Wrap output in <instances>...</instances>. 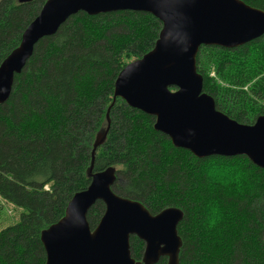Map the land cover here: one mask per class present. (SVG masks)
Listing matches in <instances>:
<instances>
[{
  "label": "trees",
  "instance_id": "obj_1",
  "mask_svg": "<svg viewBox=\"0 0 264 264\" xmlns=\"http://www.w3.org/2000/svg\"><path fill=\"white\" fill-rule=\"evenodd\" d=\"M243 1L264 11V0ZM44 2L0 0V63ZM160 29L147 12L80 11L35 44L0 104V197L21 209L19 220L0 230V264H45L40 232L89 184L114 80L153 47ZM196 68L217 110L245 124L264 114V35L236 48L201 46ZM108 117L93 171L114 167L112 190L153 214L183 211L179 264H264V169L243 155L198 158L174 147L152 116L120 98ZM103 212L100 200L89 208L91 228ZM143 248L130 237L134 259Z\"/></svg>",
  "mask_w": 264,
  "mask_h": 264
},
{
  "label": "water",
  "instance_id": "obj_2",
  "mask_svg": "<svg viewBox=\"0 0 264 264\" xmlns=\"http://www.w3.org/2000/svg\"><path fill=\"white\" fill-rule=\"evenodd\" d=\"M118 10L150 13L161 29L153 47L127 63L114 80L107 126L91 150L89 184L72 195L61 218L40 232L45 264H156L161 257L166 264H179L177 225L183 211L171 206L153 214L140 201L112 190L114 167L93 171L95 151L107 134L108 111L117 98L152 116L153 128L174 147L198 158L243 155L264 169V114L245 124L217 110L213 97L202 91L196 68L201 46L236 48L264 35V11L243 0H45L19 44L0 63V104L41 38L55 34L80 11L96 15ZM97 200L104 212L91 228L86 214ZM131 236L144 243L139 260L131 256Z\"/></svg>",
  "mask_w": 264,
  "mask_h": 264
},
{
  "label": "rangeland",
  "instance_id": "obj_3",
  "mask_svg": "<svg viewBox=\"0 0 264 264\" xmlns=\"http://www.w3.org/2000/svg\"><path fill=\"white\" fill-rule=\"evenodd\" d=\"M210 74L211 76H214L213 71H211ZM20 213H21V209L19 207L14 206L10 202L0 197V230L6 226L16 223L19 220ZM263 241H264V234H263Z\"/></svg>",
  "mask_w": 264,
  "mask_h": 264
},
{
  "label": "built area",
  "instance_id": "obj_4",
  "mask_svg": "<svg viewBox=\"0 0 264 264\" xmlns=\"http://www.w3.org/2000/svg\"><path fill=\"white\" fill-rule=\"evenodd\" d=\"M45 188H47V186H45Z\"/></svg>",
  "mask_w": 264,
  "mask_h": 264
}]
</instances>
